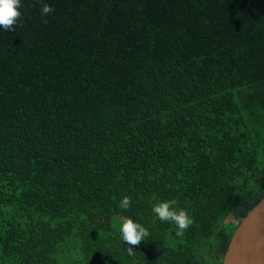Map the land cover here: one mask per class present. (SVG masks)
Wrapping results in <instances>:
<instances>
[{
	"label": "trees",
	"instance_id": "trees-1",
	"mask_svg": "<svg viewBox=\"0 0 264 264\" xmlns=\"http://www.w3.org/2000/svg\"><path fill=\"white\" fill-rule=\"evenodd\" d=\"M21 3L0 29V264H222L264 197V0ZM120 215L150 232L131 256Z\"/></svg>",
	"mask_w": 264,
	"mask_h": 264
},
{
	"label": "clouds",
	"instance_id": "clouds-1",
	"mask_svg": "<svg viewBox=\"0 0 264 264\" xmlns=\"http://www.w3.org/2000/svg\"><path fill=\"white\" fill-rule=\"evenodd\" d=\"M36 3L41 5V15L46 17L54 11V9L44 0H35ZM21 0H0V29L4 31H15L18 22L21 20L22 12ZM47 23V20H44ZM152 200L156 201L152 207V212L156 214L162 222L174 223L177 227L176 235L183 236L185 231L193 224V219L189 215L188 211L184 208L177 209L175 206L177 201L164 200L160 201L155 194L152 196ZM132 203V198L125 195L119 201V207L125 211L129 210ZM119 231L122 234L123 241L128 245V254L134 255V248L139 246L142 241L150 236L148 228L141 223L134 222L129 216L120 217ZM82 258V257H81Z\"/></svg>",
	"mask_w": 264,
	"mask_h": 264
},
{
	"label": "water",
	"instance_id": "water-1",
	"mask_svg": "<svg viewBox=\"0 0 264 264\" xmlns=\"http://www.w3.org/2000/svg\"><path fill=\"white\" fill-rule=\"evenodd\" d=\"M222 264H264V197L239 223Z\"/></svg>",
	"mask_w": 264,
	"mask_h": 264
},
{
	"label": "rangeland",
	"instance_id": "rangeland-1",
	"mask_svg": "<svg viewBox=\"0 0 264 264\" xmlns=\"http://www.w3.org/2000/svg\"><path fill=\"white\" fill-rule=\"evenodd\" d=\"M119 218L121 217V215L120 216H118ZM230 219H232L234 222H237V220L236 219H234L233 217H230ZM209 254V255H208ZM212 259H213V254L212 253H206V256H205V263L206 264H209V262L210 261H212Z\"/></svg>",
	"mask_w": 264,
	"mask_h": 264
}]
</instances>
